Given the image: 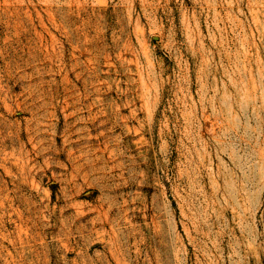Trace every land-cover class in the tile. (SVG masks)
Returning a JSON list of instances; mask_svg holds the SVG:
<instances>
[{"label": "rangeland", "instance_id": "1", "mask_svg": "<svg viewBox=\"0 0 264 264\" xmlns=\"http://www.w3.org/2000/svg\"><path fill=\"white\" fill-rule=\"evenodd\" d=\"M0 264H264V0H0Z\"/></svg>", "mask_w": 264, "mask_h": 264}]
</instances>
